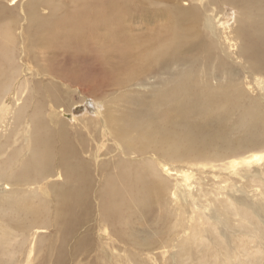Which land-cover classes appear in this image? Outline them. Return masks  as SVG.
<instances>
[{
    "label": "bare ground",
    "instance_id": "obj_1",
    "mask_svg": "<svg viewBox=\"0 0 264 264\" xmlns=\"http://www.w3.org/2000/svg\"><path fill=\"white\" fill-rule=\"evenodd\" d=\"M222 6L236 11L231 24ZM200 23L209 34L200 33L204 43L197 39ZM54 61L65 65L68 72L63 75L75 82L48 67ZM231 62L243 78L251 76L261 94L251 98L252 106L244 107L229 124L223 114L229 96H221V106L215 103L214 92L232 91L243 98L236 90L240 86L232 78ZM152 74L158 84L150 87ZM33 76L44 78H35V87L43 83L45 94L26 110L22 92L31 90ZM82 78H94L91 87L81 86ZM116 88L125 96L151 94L162 116L160 130H141L129 111L122 110L116 117L105 98L103 108L93 104V119H81L83 133L73 144L64 127L73 115L74 101L60 108L55 120L54 112L44 110L60 102L62 94L94 97ZM200 88L209 92L185 101ZM260 99L264 100V0H0V198L8 200V207L0 200V216L11 229H3L2 234L16 237L13 243L23 240L31 245L21 257L12 244L7 256L15 254V259L6 264H30L34 245L27 238L33 227L53 228V238L60 239L61 246L83 228L84 235L74 240L75 252L93 246L102 256L110 253L111 261L140 264L132 262L127 249L117 250L112 236L138 248L140 256L149 247V242L132 239L129 221L135 214L133 204L144 201L135 200L131 191L144 194L150 187L149 175L172 178L165 186L157 182L156 199L169 204L173 226L152 245L158 253H149V259L158 256L163 264L177 259L190 264L191 258L198 264H232L243 256H263L264 238L249 235V228L243 232L234 227L249 222V214L264 222V136L260 132L264 115L255 105ZM239 103L243 106V100ZM231 131L241 135L231 140L226 136ZM229 141L235 143L230 146ZM217 142L228 149L207 157L208 168L198 163L197 176L192 167L179 169L161 160L183 152L203 156V150ZM138 156H143V164L135 163ZM94 170L103 178L93 213L96 231L105 239L100 246L91 242L90 228L83 225L91 212L87 209L90 196L96 192L89 179ZM50 202L54 203L51 217ZM77 202L86 205L82 214ZM117 223L124 228L115 230ZM250 227L255 229L257 224L251 221ZM238 232L243 239L233 238ZM250 241L255 245L249 246ZM61 246L52 264L74 261Z\"/></svg>",
    "mask_w": 264,
    "mask_h": 264
},
{
    "label": "rangeland",
    "instance_id": "obj_2",
    "mask_svg": "<svg viewBox=\"0 0 264 264\" xmlns=\"http://www.w3.org/2000/svg\"><path fill=\"white\" fill-rule=\"evenodd\" d=\"M187 2V1H186ZM225 8V16L227 19H230V24L233 20V18L236 15V11L230 7V6H222V9ZM200 33L201 34H208L206 32V29L202 26V24L200 23L198 28L196 29V34H197V39L199 41H201L202 43H204L202 41V39L200 38ZM209 35V34H208ZM212 44L214 45V39L212 38V36L208 37ZM200 48L203 49V45H200ZM212 52H214V49H212ZM51 55V53L49 54V56ZM213 56L214 53L212 54ZM232 64V70H233V77L235 78V80L237 81V83L239 84L240 88L236 89L238 91H241L240 93H238V95L243 96V98H237L235 97L234 93L232 91L229 92H214L215 96H214V101H216V104H219L221 106L224 105L223 101H220L221 96H229V105L225 108V111L223 114L226 113V119L227 122L229 124H232L235 122V118L237 117V113L241 110H243L244 107H248L249 105L252 106V102L250 103V99L253 97H258L261 94V90L258 89L256 82L251 78V76L248 75L247 78H243V72H241V70H239L240 72L236 73L235 68L237 69V65L234 62H231ZM217 65V64H216ZM216 65H212V66H216ZM44 66V65H43ZM50 68H52V70L55 71H61L62 73L59 75L63 78H65L66 80H70L75 82L74 79H72L71 77L65 76L63 75L64 73L68 72V70H66L65 65L59 64L57 61H54L50 66H48ZM211 68V66H209ZM83 68V67H82ZM107 69H105L102 73L106 74ZM80 73V72H79ZM154 74L151 75V78L149 81H151L150 83L152 87L153 85L158 84V78H154L153 76ZM34 79H32L31 84L32 87L31 90H26L22 92V97H24L26 95V99L24 100V106L26 108V110H31L34 108V101L38 100V98H43V94L44 93V88H43V83L39 82V86L35 87L36 83H35V78H39V81L44 79L43 77L40 76H33ZM93 79H84L82 78L80 81V85L84 86V87H91V84L93 83ZM197 79V78H196ZM217 79H219L217 77ZM91 80V82L89 83V81ZM79 81V80H78ZM218 81V80H216ZM86 82V83H85ZM188 84V80L186 81ZM82 83V84H81ZM88 83V84H87ZM211 83V82H210ZM90 84V85H89ZM87 85V86H85ZM89 85V86H88ZM212 85H215L214 83H212ZM134 88V87H133ZM51 90H53L52 88H50ZM49 89V90H50ZM118 89V88H116ZM146 89V88H145ZM120 89L118 90H112V91H107L106 93L100 94L98 96H91L88 95V97H84L82 98L80 96V94L78 92H71L73 93L72 95H64L62 94L60 98V102L56 103L54 106H47L46 108H44L46 113H51L54 112V116L52 117V119H56V117L60 116L58 111L60 108H63V106H68L69 103L73 102L72 107L70 108L73 115L71 117V120H69V122L66 123L65 125V130H66V134L70 137V140L73 144L76 143V139L78 137L81 136V134L83 133L81 130L82 128H79V123L81 122L82 118H92L93 119V108L94 105L93 104H97L102 106L105 103V98H106V104L114 111V115L117 116H121L123 111H129L131 112L135 117L134 121L135 124L140 126V129L147 132L150 131L152 129H156V130H160L161 124H162V116L160 114V110H159V106L158 104H155L153 102V100H151L152 95L149 94L147 91L143 94V96L141 97H135V96H125L122 95V92H119ZM85 91V90H84ZM117 91V92H115ZM121 91V90H120ZM114 92V93H113ZM160 92H163L162 90H160ZM209 92L208 90H206L205 88H200L195 90V95L192 98H185V101L187 102H192L193 100H197L199 98H203L205 96V94ZM76 93V94H75ZM113 93V94H111ZM119 95H121L119 97ZM111 96V97H110ZM72 98V99H71ZM243 100V106L240 105L239 101L242 102ZM91 102V103H90ZM95 102V103H94ZM260 112V114L264 115V100L260 99L257 100L256 104H255ZM55 108V110H54ZM123 110V111H122ZM217 109H214V113L217 112ZM68 112V111H67ZM90 115V116H89ZM76 118V120H75ZM63 118H60L59 121H61ZM123 122L127 123L124 119H122ZM264 120L262 121V126L260 129V132L262 134V136H264ZM99 130V128L97 129ZM96 131H94L95 133ZM241 135L240 131H236V132H230L229 134H226L227 138L229 139H235L237 137H239ZM90 137V136H89ZM230 142V146H232L235 142L234 141H229ZM69 149V148H68ZM228 149V145L222 143V142H217V143H213L210 146H207L204 150H203V156H198L195 152H192L190 154L184 153L182 155H177L176 157H172V158H167V159H161L162 161H164L167 165H170L172 167H177L179 169H185L188 167H192V172L193 174H195V176L198 175V171H195V167L196 165L199 163L201 165V163H205L207 164V168L210 165V162H208L207 157H210L211 154L213 153H217L221 154L224 153L225 150ZM70 150V149H69ZM251 151H258L255 149L250 148ZM249 151V150H248ZM109 156V154L105 155V159ZM139 158H136L137 160H135V163L137 164H143L145 162V160H141L143 156H138ZM216 164L219 162H215ZM113 173V172H111ZM210 174V173H208ZM89 179L91 181H93V188L96 190L95 193L91 194L90 196V200L92 202L91 206L87 209H89L90 215L88 218L87 222H84L83 225L84 227H88L90 228V234L92 235L90 240L91 242H93L94 244H96L97 246H100L102 244L105 243V239H102L99 236L98 231H96L97 229V224L95 223V215L93 213H95V206L97 204V201L95 200V195L97 194V192L100 190V186L102 184V176L97 173V170H94V172H89ZM149 179L151 180L150 183V187L149 189L143 194L138 190H133L131 191V196H133L136 199H142L144 198V201H140L139 203H134L133 204V210L135 211V214L133 215L132 218H129V221L131 223V234H132V239L136 240L135 242H139V241H143V242H149V247L148 248H144L143 251V255L140 256L139 255V249L138 248H133V247H128L125 244H122L121 242H119L116 238V236H112L113 242L115 244V246L117 247V250L121 251V249L125 248L128 250V254L129 256L132 258V262H140V264L144 263V264H163L162 260L160 257L157 256L156 260L153 259H149L148 258V254L149 253H158V249L157 248H153L152 245L159 243V241L161 239H163L164 237H166L170 230L172 229V219L171 217L168 215V210L170 208L169 204L166 202V200L164 202H160L159 200L156 199L157 194H159L160 192V185L157 182H161L163 184V186L170 184L172 181V178H168L165 175H160L159 178H153L151 175H149ZM156 181V182H155ZM61 182V181H59ZM75 183V182H74ZM155 184H157V187H155ZM105 184H103L104 186ZM260 188V187H259ZM42 190L46 191V188H42ZM18 195L22 196L21 192H17ZM51 199H53V195L49 196ZM2 205H5L6 202H8L7 198H5L4 196H2L0 198ZM53 202L47 203L48 205V210H49V217H51L52 215H54L53 212ZM77 205H79L80 207H82V209L78 208L81 211V214L84 212L85 206L84 204H80V202H77ZM6 206V205H5ZM8 207V205L6 206ZM16 214H19L18 211H14ZM252 216V217H251ZM263 219H264V212L262 213ZM249 217L251 219H249V222L243 224L242 225H237L234 226L236 229L239 230H243L244 229L247 230L249 228V235L253 234L256 235L258 237L264 238V222L260 221L257 222L256 221V216L253 217V215L249 214ZM2 217L0 216V264H6L7 260L11 259L14 260L15 259V254L14 256L8 257L7 253L9 252V250H12L11 245L14 244L13 246L15 247V252H17L21 257L23 256L24 253H27L28 249L30 248V244H25V242L22 240L21 242L17 243H13L14 240L16 239V237L12 238L10 236H5L2 234V230L6 229V230H11L10 229V224H5L4 221H1ZM254 222L255 225L257 224V228H251L250 227V222ZM36 222L38 224H41L38 220H36ZM257 222V223H256ZM27 223V222H26ZM242 227V228H241ZM115 230H120V228H124V225L117 223ZM42 231V232H41ZM126 231V230H125ZM223 232V231H222ZM35 233V234H33ZM233 233V232H232ZM30 236H28L27 238V242L28 241H32V244L34 245V252L30 254V259L31 262L30 264H52V259L55 256V251L57 249L58 246L60 245V239L54 240L53 237H56L55 234V230L53 228H48V229H44V230H37L31 228V231L28 233ZM83 228H80L77 232V235H70L66 244L64 246H61L64 250H65V254L69 257L72 258V260H74L73 262H67L66 264H115V262L117 263V261L113 260L111 261V259L109 258L111 255L110 253L105 252L104 256H102V253L100 252V250L98 249V247H91V248H87V250L85 248H83L82 250H80L79 252H75L74 251V245H75V239L78 237L83 236ZM87 234V238H88ZM50 236V237H49ZM52 236V239H51ZM43 237L44 239L42 240V242H38L39 239ZM234 239H243V236L241 234L238 233H234ZM89 240V239H88ZM129 237H128V241H129ZM264 243V241H262ZM7 245V247H5ZM243 245L245 247L248 248L247 246V242L246 240L243 241ZM249 246H254L255 242H251L250 244L248 243ZM147 246V245H146ZM197 245H193V249L195 250V252L197 253L196 250H198L196 248ZM119 248V249H118ZM249 249V248H248ZM172 252V251H171ZM249 252H254V249H250ZM146 254V255H145ZM261 254H257L255 256H243V258H237V259H233V263L232 264H264V255L261 256ZM124 259V258H122ZM190 260V259H188ZM120 264V263H117ZM168 264H183L181 261H179L178 259L175 262H172L170 260H168ZM190 264H198V262L196 261L195 258H191ZM204 264V263H203ZM205 264H215L214 261H211L210 263H205Z\"/></svg>",
    "mask_w": 264,
    "mask_h": 264
}]
</instances>
